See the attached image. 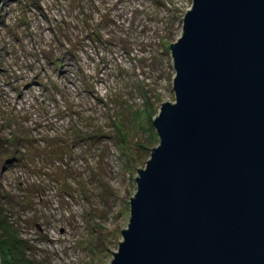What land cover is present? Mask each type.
<instances>
[{"label":"rangeland","instance_id":"rangeland-1","mask_svg":"<svg viewBox=\"0 0 264 264\" xmlns=\"http://www.w3.org/2000/svg\"><path fill=\"white\" fill-rule=\"evenodd\" d=\"M192 4L3 2L2 264L23 253L31 264L109 263L138 167L159 144L153 119L176 98L170 43Z\"/></svg>","mask_w":264,"mask_h":264},{"label":"water","instance_id":"water-1","mask_svg":"<svg viewBox=\"0 0 264 264\" xmlns=\"http://www.w3.org/2000/svg\"><path fill=\"white\" fill-rule=\"evenodd\" d=\"M170 48L176 98L108 264H264V0H193Z\"/></svg>","mask_w":264,"mask_h":264},{"label":"trees","instance_id":"trees-1","mask_svg":"<svg viewBox=\"0 0 264 264\" xmlns=\"http://www.w3.org/2000/svg\"><path fill=\"white\" fill-rule=\"evenodd\" d=\"M22 239V238H21ZM2 247H15L16 245V241L14 242V240L12 241V243H10L9 241H6V243L4 245L1 244ZM10 260V264H31V260L28 259V256L25 255L23 253V256H8ZM1 259H2V255H1ZM3 260V259H2Z\"/></svg>","mask_w":264,"mask_h":264}]
</instances>
